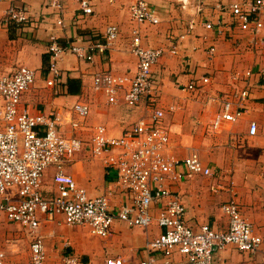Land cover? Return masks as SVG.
I'll return each instance as SVG.
<instances>
[{"label": "crops", "instance_id": "crops-1", "mask_svg": "<svg viewBox=\"0 0 264 264\" xmlns=\"http://www.w3.org/2000/svg\"><path fill=\"white\" fill-rule=\"evenodd\" d=\"M135 1L89 0L92 13L87 15L79 9L78 0H61L60 12L50 7V0H0V20L9 7L22 8L30 17L26 27L0 23V74H9L20 66L35 71V81L22 95L20 103V109L30 114L58 112L67 117L74 103L87 104L89 114L80 129L75 130L84 136H92L93 129L103 126L109 136L119 137L128 126L144 117L148 109H162L165 113L162 124L169 131L171 156L181 160L196 148L202 154L201 148L207 144L208 157L204 156L203 163L210 169L211 176H194L169 184L171 192L185 208L186 225L194 231L202 225L215 232L227 231L229 219L222 212V206L233 197L241 216L256 228L263 227L264 137L260 133L249 137L248 127L251 122L259 127L264 125V27L255 36L233 25L230 29L223 28V36L216 35L214 29L203 28V23L216 24L221 17L230 23L228 14L219 13L217 8L247 0H144L156 11L160 21L157 25H137L129 16L130 5ZM58 21L62 24L58 25ZM108 25L116 26L119 34L105 56H95L93 62L88 63L65 53L58 62L60 81L48 87L49 37L61 46L77 42L86 46L92 38L101 37ZM189 26H193L190 32ZM133 30H138L142 46L164 51L152 69L156 88L154 102L142 98L134 109L125 105L123 93L118 95L117 103L111 105L93 87V76L99 72L134 77L137 60L130 52ZM172 46L176 47L175 55L169 52ZM210 46L215 47L211 59L207 55ZM247 70L251 71L250 78L231 81L233 73ZM202 76L209 78L204 86L200 83ZM68 79L79 82L78 95L68 93ZM193 80L198 83V89L183 91ZM243 90L248 92V98L242 117L234 125L223 123L214 130L213 121L222 112L223 103L228 100L237 103V93ZM169 107L175 110L169 111ZM60 131L66 137L75 132L67 125ZM54 171L48 168L44 172L42 194L46 198L54 194ZM64 172L90 197L101 196L114 187L103 164L91 158L89 147L66 164ZM13 191L8 193L16 201ZM125 203L128 197L115 193L112 212ZM158 211L154 209V217ZM0 219L8 224L4 229L0 227V236L8 235L3 239L5 243H0V250L5 254L4 264H29L28 233L17 224L8 223L1 213ZM40 220L37 234L45 248L43 264H63L65 256L74 257L78 264H105L109 258L135 264L148 258L151 252L147 244L161 231L156 222L141 228L129 227L115 219L108 237L101 239L92 235L87 227H68L59 215L41 216ZM9 230L13 234L8 233ZM263 255L264 244L256 253H244L227 246L214 252L213 264H264ZM172 261L183 264L185 258L174 253ZM157 264H162L161 258L157 259Z\"/></svg>", "mask_w": 264, "mask_h": 264}, {"label": "built area", "instance_id": "built-area-1", "mask_svg": "<svg viewBox=\"0 0 264 264\" xmlns=\"http://www.w3.org/2000/svg\"><path fill=\"white\" fill-rule=\"evenodd\" d=\"M79 9L91 14L89 0H78ZM50 7L56 11L63 9L61 0H50ZM219 13H227L230 23L224 17L216 24L205 22V30H213L223 36V28L231 25L241 32L257 35L264 27V0L235 2L226 8H217ZM130 19L137 25L149 23L157 25L160 21L156 11L144 0H136L129 8ZM29 14L22 8L9 7L0 20L1 24L10 23L26 27ZM61 25V21L57 22ZM193 26H189V32ZM118 28L108 25L103 35L95 37L84 46L80 42L61 46L53 37H49L48 87L56 86L61 78L58 62L65 53L75 55L88 63L95 56H105L106 51L118 38ZM130 52L137 60L136 74L132 78L114 76L108 72H99L93 76V87L104 95L107 102L115 105L118 95L123 93V101L129 108H136L142 98L154 102L156 88L153 84V66L162 57L161 48L142 46L138 30L132 31ZM180 36L179 40H182ZM177 54L175 46L169 49ZM215 54V47L207 49L208 58ZM251 71L235 72L231 81L236 83L251 77ZM34 70L25 66L17 67L9 74H0V213L8 223L19 225L30 237L29 264H43L45 248L37 230L41 225V216L63 217L68 227H87L90 233L101 239L109 235L115 219L129 227H150L153 222L161 229L158 236L147 244L151 253L146 260L135 264H176L172 261L174 253L185 258L183 264H213V254L227 246H234L244 253H256L264 244V226L256 228L241 216L239 205L232 197L222 206V212L228 217V229L215 232L207 225L194 231L185 223V208L174 195L169 184L179 183L194 176L210 177L206 167L195 151L178 160L168 152L169 131L163 126L164 111L150 108L144 117L128 126L119 137H111L103 126L92 131L89 141L90 156L100 161L107 176L113 180L114 187L101 196L90 197L86 190L77 186L74 178L64 172V167L74 161L82 151L83 142L75 136L66 137L60 129L67 125L71 130L80 129L81 123L89 114V107L76 102L70 108V115L63 117L58 112L47 115L30 114L20 109L21 97L35 81ZM209 78L202 76L204 86ZM199 85L191 81L183 91H196ZM238 102L225 101L222 112L213 121V129L223 123L236 124L244 112V103L248 98L246 90L239 91ZM174 111V107H169ZM260 133L264 137V125L259 127L251 122L248 136ZM48 168H54V194L51 198L43 196V176ZM14 190L13 201L8 191ZM214 190V188H211ZM115 193L128 197V203L122 204L112 212V200ZM159 209L156 217L154 209ZM5 254L0 250V264H4ZM264 263V255H263ZM63 264H78L72 256H65ZM105 264H125L121 258H109ZM179 264V263H177Z\"/></svg>", "mask_w": 264, "mask_h": 264}, {"label": "rangeland", "instance_id": "rangeland-1", "mask_svg": "<svg viewBox=\"0 0 264 264\" xmlns=\"http://www.w3.org/2000/svg\"><path fill=\"white\" fill-rule=\"evenodd\" d=\"M77 136V137H79L80 139H82V138H85L82 142H83V146H82V151L81 152H83V151H85L86 149H88V146H89V144H88V139H89V141H90V138H91V136H84V135H81L78 131H75L74 133H73V136ZM86 138H88V139H86ZM206 143H205V146H203V145H201V146H203L201 149L204 151V152H202V154H200V150H198V148H196L197 150L195 151V152H197L198 154H199V156L201 157V159L203 160V162H204V156H207L208 157V154H207V151H206ZM90 151V150H89ZM84 159H87V158H83V160ZM8 224H6L5 223V221L3 220V219H0V227H2L3 229L7 226ZM15 232V231H14ZM8 233H11V234H13V231H11V230H9L8 231ZM7 236L8 235H2V236H0V243H2L3 244V239L5 240V238H7ZM5 243V242H4Z\"/></svg>", "mask_w": 264, "mask_h": 264}, {"label": "trees", "instance_id": "trees-1", "mask_svg": "<svg viewBox=\"0 0 264 264\" xmlns=\"http://www.w3.org/2000/svg\"><path fill=\"white\" fill-rule=\"evenodd\" d=\"M80 85L77 80L74 79H68L67 80V88H68V93L71 95H78L80 92L79 89Z\"/></svg>", "mask_w": 264, "mask_h": 264}]
</instances>
